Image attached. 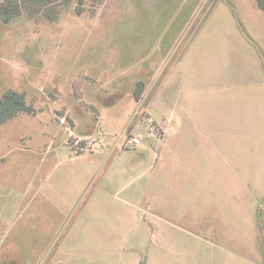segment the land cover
I'll use <instances>...</instances> for the list:
<instances>
[{"label":"rangeland","instance_id":"1","mask_svg":"<svg viewBox=\"0 0 264 264\" xmlns=\"http://www.w3.org/2000/svg\"><path fill=\"white\" fill-rule=\"evenodd\" d=\"M76 3L57 22L0 30V95L26 92L37 111L0 128V209L29 183L68 202L51 236L30 214L0 221L12 232L0 264H264V12L255 0H86L77 15ZM149 118L168 130L160 159L119 148L97 172L65 160L93 135L83 157L103 163L137 125L147 138Z\"/></svg>","mask_w":264,"mask_h":264},{"label":"crops","instance_id":"2","mask_svg":"<svg viewBox=\"0 0 264 264\" xmlns=\"http://www.w3.org/2000/svg\"><path fill=\"white\" fill-rule=\"evenodd\" d=\"M143 70H144V72L145 71L147 72L148 70H150V68H145ZM144 74H148V76H152V73H150L149 71L147 73H144ZM143 99H144V96H143ZM142 110L144 113H142L141 116H144L145 110L144 109H142ZM159 126L163 127L162 124ZM100 128H101V126H98V130H100ZM137 128L139 130V134H136V135L134 134V135L135 136H143L142 137L143 145L140 148H142V150L147 152V153H152L156 160L160 159L162 157V153H163L162 150H163V146H164L163 143L164 142L162 144H154L152 142L147 141V138H145L146 133L143 134L145 129L140 125H137ZM146 128H147V132H148L149 131L148 126ZM163 128H165V127H163ZM101 133L103 134L102 135L103 137L106 136V134L103 131H101ZM167 135H168V130L166 129V135L164 137V141L166 140ZM89 136L90 135H85V137H89ZM81 137H83V136H81ZM144 141L147 143L146 146L144 145ZM53 142H54L53 139H51V141L48 143V149L46 152L54 151ZM67 147H68V145H67ZM112 149H113L112 150L113 152H109L108 156L106 157V160L103 163H102V160H97L96 158L84 159V157H83L84 154L77 156L80 158L71 157V154H70L68 149L66 151V155H65L66 159L65 160L68 162V164H70L72 166L73 165H80L81 163H84V162L88 163L90 165L89 166L90 170L97 172V171L101 170L102 168L104 169L106 164H109L111 161H113V157L115 156V150L119 149L118 142L116 143V145L113 146ZM72 153H73V151H72ZM63 156H64V154H63ZM67 157H69V158H67ZM61 158H62L61 155H56V160H57L58 166H62L64 164V161ZM85 165H87V164H85ZM87 166H81V167L79 166V169L76 170L78 178L84 177L86 175ZM37 188L38 187L36 186V183H29L27 187L24 186L22 188L20 186H17V185L10 186V193H12L11 196H15L17 193H19L23 196H25V195L27 196L29 193H32L33 197L28 201L26 200V205L24 207H22V206L20 207L17 203L21 195L18 196L17 198H15L4 209H0V221L14 220L18 217L25 215V214H30L29 220L31 221V224H29V225L34 224V227H38L37 222L41 218H43L44 221L50 222V223H46L43 226L44 229L42 230V232L40 234L42 236H51V235H54L55 232H53V231L57 227L58 222L61 221L62 213L65 211V208L67 207L68 202L57 200V199H54V198L49 197L47 195L38 199V196L36 193ZM19 191H22V192H19ZM7 230L9 231L10 228H7ZM11 233H6V232L1 233L0 238L1 237L2 238L9 237L11 235ZM37 235H39V233ZM13 245L15 247V250L12 249L9 252L17 254L16 249L18 250L19 246L17 244H14V243H13ZM15 257L18 258L17 255ZM14 261H12L10 264H15V263L22 264L20 260L15 259ZM142 264H144V263H142Z\"/></svg>","mask_w":264,"mask_h":264},{"label":"trees","instance_id":"3","mask_svg":"<svg viewBox=\"0 0 264 264\" xmlns=\"http://www.w3.org/2000/svg\"><path fill=\"white\" fill-rule=\"evenodd\" d=\"M75 0H0V30L3 25L23 16L43 15L50 23L57 22L60 18V8L64 5L71 4ZM102 3L103 0H93ZM259 10L264 12V0H255ZM86 0H77L76 13L83 15L84 4ZM146 90V83L141 80L137 82L136 89L133 93L134 98L141 102ZM54 98V94H51ZM96 110L97 116L94 118L93 129L99 126V110ZM36 108L29 104L27 93L14 89L6 90L0 95V127L10 120L20 115L36 116ZM144 113V112H143ZM69 121H73L68 117Z\"/></svg>","mask_w":264,"mask_h":264},{"label":"built area","instance_id":"4","mask_svg":"<svg viewBox=\"0 0 264 264\" xmlns=\"http://www.w3.org/2000/svg\"><path fill=\"white\" fill-rule=\"evenodd\" d=\"M62 123L66 125L64 119H62ZM147 123L149 128L147 141L154 144H161L166 135V129L160 127L152 118H149ZM67 130L72 133L70 128L67 127ZM98 135L102 136L103 134L101 131H98ZM142 137L143 136H135L133 134L125 133L118 142L119 148L123 151L140 148L143 145ZM86 142H88L87 145L85 144ZM68 145L76 156L83 155L86 152H93L96 150L95 147H99V143L94 139L93 135L84 138L76 137V140L73 143L69 142Z\"/></svg>","mask_w":264,"mask_h":264}]
</instances>
